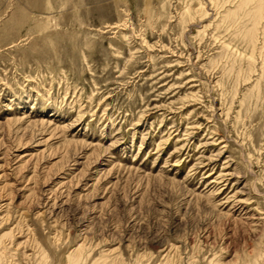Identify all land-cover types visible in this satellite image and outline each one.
I'll list each match as a JSON object with an SVG mask.
<instances>
[{
    "label": "rangeland",
    "instance_id": "374dc122",
    "mask_svg": "<svg viewBox=\"0 0 264 264\" xmlns=\"http://www.w3.org/2000/svg\"><path fill=\"white\" fill-rule=\"evenodd\" d=\"M0 264H264V0H0Z\"/></svg>",
    "mask_w": 264,
    "mask_h": 264
}]
</instances>
